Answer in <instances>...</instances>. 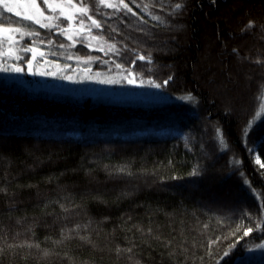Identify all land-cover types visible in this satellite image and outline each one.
<instances>
[{
    "label": "trees",
    "instance_id": "1",
    "mask_svg": "<svg viewBox=\"0 0 264 264\" xmlns=\"http://www.w3.org/2000/svg\"><path fill=\"white\" fill-rule=\"evenodd\" d=\"M110 2L56 21L74 43L0 7V23L39 33L19 49L119 85L172 76L156 90L175 99L111 105L0 84V264H264V0Z\"/></svg>",
    "mask_w": 264,
    "mask_h": 264
},
{
    "label": "rangeland",
    "instance_id": "2",
    "mask_svg": "<svg viewBox=\"0 0 264 264\" xmlns=\"http://www.w3.org/2000/svg\"><path fill=\"white\" fill-rule=\"evenodd\" d=\"M0 7L6 11L2 5ZM42 7L44 6L42 5ZM65 7L70 6L65 5ZM0 13H2V10H0ZM11 14L21 21L24 19L23 16L17 17L14 13ZM35 25L40 26L38 24ZM68 34L72 36V39H68L65 34L63 35V39L71 43H74V37L82 39L78 31L73 29L71 31L69 29ZM26 36L29 35L22 32L0 34V39L7 38L8 40V43H5L7 45L4 44V47L0 50V84L16 86L30 93L43 92L51 97H71L74 99L91 97L111 105L135 104L143 107H157L175 100L170 96L160 94L156 88H138L139 86L135 83L129 84L128 82L126 85H119L115 82V78L111 79L106 76L92 74L90 67L83 63L71 65L66 62V64L61 63L63 64L61 65L59 62H53L44 53L39 51V46L35 44L31 45L30 48L27 47V50L19 49L17 42ZM84 42H88V46L90 47L99 45V41L94 37L87 38V40L84 38ZM65 47L67 48V52H69V46ZM32 49H36V51L33 52ZM29 61L32 63V71L28 70ZM16 64L20 65L23 71L3 70ZM45 72L55 73V75L41 74ZM107 81L113 82L109 83ZM261 112H264V101L260 109ZM51 132L54 135L63 136L67 134L82 135L92 131H84L79 128L64 130L55 126ZM256 249L259 248H255L253 251H256Z\"/></svg>",
    "mask_w": 264,
    "mask_h": 264
},
{
    "label": "snow or ice",
    "instance_id": "3",
    "mask_svg": "<svg viewBox=\"0 0 264 264\" xmlns=\"http://www.w3.org/2000/svg\"><path fill=\"white\" fill-rule=\"evenodd\" d=\"M99 4H103L107 7H117L116 4L110 2V0H97ZM132 3H135V0H132ZM119 4L122 5L124 8L131 11L132 9L129 8V5L125 3V0H119ZM0 5L6 10L7 13H14L17 17L23 16L25 20L34 22L35 24L40 25L42 28H55L57 32H63L68 39H72V36L68 34L67 31L62 29L59 24L56 23L60 19V17H64L68 21H72L74 18V12H79L81 14H87L90 9L88 5L83 4V0H0ZM42 5L44 7H42ZM65 5H69L70 7H65ZM163 7V5H161ZM186 5L184 3H175L172 5L173 9H183ZM3 18V14L0 13V19ZM88 19L91 20L92 24L95 25L97 28L101 27V22L94 19L92 16H88ZM155 19H160V17H155ZM81 24H83V20H81ZM255 25L254 20H249L248 23L245 25V29H251ZM71 27V25H69ZM261 27H264L262 25ZM30 25L25 27H6L4 23H0V34L5 32L12 33V32H22L23 34L27 35H39V33H33L29 30ZM84 30V29H82ZM11 38V37H10ZM27 50V49H26ZM33 52L36 49H32ZM236 51V50H234ZM140 60H145L148 63H151V54L149 53L147 56L141 55L139 57ZM259 62V61H258ZM29 64V71H32V63L31 61L28 62ZM5 71H15L21 72L23 69L20 65L16 64L11 66L10 68H4ZM42 75H55V73H41ZM173 77L169 76L167 80H164L162 84H168ZM112 83L113 81H107ZM129 84L136 83L134 79H128ZM151 83L155 84L156 88L162 87V84L155 83L154 80ZM264 87V86H262ZM264 96V94H262ZM183 99H187L190 101H194L195 97L192 96L191 93H188ZM223 142V140H222ZM224 147L227 148L228 145L224 143ZM251 151V149H250ZM260 158L257 157V162L259 163ZM264 167V164L261 165ZM199 174V167L197 166L189 173L191 176H196ZM243 175V173H241ZM255 191V189H252ZM261 207H264V200H262ZM244 215L251 216V213H244ZM256 227L260 230L262 235H264V220H261L257 223ZM253 232L252 227H245L243 229V237H247L250 233ZM235 234V233H234ZM243 237H237V239H243ZM83 239V237H81ZM236 247V244H230L229 248ZM255 248L264 249V242L260 244L254 245ZM230 255V252H225L224 256L227 257Z\"/></svg>",
    "mask_w": 264,
    "mask_h": 264
},
{
    "label": "water",
    "instance_id": "4",
    "mask_svg": "<svg viewBox=\"0 0 264 264\" xmlns=\"http://www.w3.org/2000/svg\"><path fill=\"white\" fill-rule=\"evenodd\" d=\"M6 33V32H5Z\"/></svg>",
    "mask_w": 264,
    "mask_h": 264
}]
</instances>
